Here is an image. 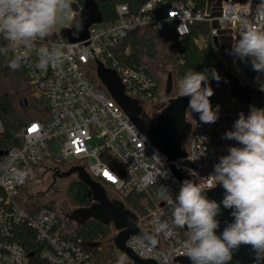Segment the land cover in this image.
<instances>
[{
	"label": "built area",
	"instance_id": "2783aa9c",
	"mask_svg": "<svg viewBox=\"0 0 264 264\" xmlns=\"http://www.w3.org/2000/svg\"><path fill=\"white\" fill-rule=\"evenodd\" d=\"M70 2L71 6H78L75 0ZM78 9H72L69 17L58 23L49 36L36 42L37 47L63 46L61 64L41 71L34 67L37 61L34 52L29 63L24 64L33 95L45 99L46 106L40 119L30 120L21 128V141L10 146L0 160V264H31V252L15 238L19 227L33 231L39 257L50 264H99L82 249L78 240L64 237V232L77 226L66 218L68 212L63 213L53 201L38 203L34 198L26 202L21 199L26 182L37 168L43 167V172L52 174L53 178L56 172L71 165L82 166L112 198L124 202L131 193L144 194L153 208L142 216L135 212L137 224L158 234L159 242L155 246L134 234L127 238L126 245L138 256L153 259L157 264H180L175 257L186 256L181 245L188 238L182 232L188 234V231L174 224L163 195L165 189L175 198L181 186L169 165L187 180L200 182L203 189L214 187L215 180L210 177L214 165L228 154L229 147H240L235 140L225 139L224 134L233 130L240 113L247 116L256 107L227 92L211 105L213 110L219 105L215 123H202L199 114L187 107L185 118L190 130L181 142L185 156L169 161L128 118L98 77L93 83L83 68L93 63L96 66L98 60L114 69L125 93L137 99L143 109L159 97L160 86L143 68H134L118 57L128 53V46L123 50L118 48L119 41L128 33L145 26L158 30L172 26L177 35H183L189 23L198 20L216 22L210 30L213 36L220 29L230 27L235 38L245 20L264 31V19L257 18L252 4L249 8V0H223L219 14L214 17H208L188 0H147L136 13H129L125 3L115 5L116 18L112 23L91 24L85 39L69 41L61 30L67 28L77 37L72 22ZM5 42L7 47L8 41ZM245 83L261 90L264 74L254 71L251 80ZM60 163L66 164L62 167ZM42 176L33 179L38 183ZM49 202L52 207L46 205ZM158 221L168 223L167 235L156 231ZM69 222L74 225L68 226ZM115 232L112 229L111 235ZM89 246L93 248L92 244ZM110 260L117 262L115 253Z\"/></svg>",
	"mask_w": 264,
	"mask_h": 264
},
{
	"label": "clouds",
	"instance_id": "9594fccd",
	"mask_svg": "<svg viewBox=\"0 0 264 264\" xmlns=\"http://www.w3.org/2000/svg\"><path fill=\"white\" fill-rule=\"evenodd\" d=\"M71 11L70 0H0V35L8 41L7 47H0V54L7 57L9 51L15 52L8 66L18 70L29 63L34 52L35 68L47 71L50 66L58 67L64 57L63 46L37 47L36 42L49 36ZM255 14L264 19V0L256 6ZM238 35L231 54L241 60L251 58L253 70L264 74V31L245 20ZM211 76L220 79L215 69ZM208 80L206 71L189 70L180 81L178 95L190 98L187 107L199 114L202 123H215L219 105L213 110L210 104L214 93ZM224 138L235 140L240 147H229L228 154L214 165L210 177L225 190L219 204L206 197L200 182L185 180L175 198L162 189L174 224L188 230L181 247L192 264H229L242 245L249 246L258 261L264 260V109L252 108L247 116L240 113ZM221 205L231 209L233 221L217 235ZM156 231L167 235L168 223L158 221Z\"/></svg>",
	"mask_w": 264,
	"mask_h": 264
},
{
	"label": "trees",
	"instance_id": "16d2710c",
	"mask_svg": "<svg viewBox=\"0 0 264 264\" xmlns=\"http://www.w3.org/2000/svg\"><path fill=\"white\" fill-rule=\"evenodd\" d=\"M77 5L82 6L83 0H75ZM102 15L103 23H112L116 18L115 5L125 3L129 13H136L147 0H95ZM194 6L203 11L206 0H188ZM219 1V0H218ZM261 0H252V10ZM78 13L75 14L72 25L73 34L77 33ZM75 23V24H74ZM215 23L208 21L193 20L188 25V30L183 35H177L172 26H166L158 30L152 26H145L136 31H132L119 41L118 48L123 50L129 47L128 53L120 54L118 57L126 64L137 68H143L156 83L159 82L154 68L150 62L157 57V41H161L167 49L165 59L171 65L172 79L179 82L189 71L205 72L211 76V70L219 74L230 66L231 71L244 82H249L254 70L251 58L239 57L231 54L232 46L235 45L239 36L229 39L232 44L229 48L223 49L218 34V47H215L210 30ZM227 40V39H226ZM5 39L0 36V47H5ZM15 53L9 51L7 57L0 54V99L1 111L0 121L2 131L0 132V160L5 151L12 145L21 141V128L30 120L40 119L45 113V99L33 95L28 83L27 73L24 64L18 70H12L8 62ZM229 92L225 85L220 88V95L223 97ZM160 96V95H158ZM64 167L65 163H60ZM64 195L72 206H84L90 203V189L86 184L78 180L74 175L68 178ZM127 207L136 212L139 216L148 213L153 204L144 194L131 193L124 198ZM52 207V204L46 203ZM112 228L97 220H89L80 226H76L72 231L64 232V237L71 240H78L82 249L89 252L91 257L99 264H105L111 257L114 250L113 244L109 241ZM183 237L188 238V234L182 232ZM17 241L31 252V264H50L38 255L37 243L35 242L33 231L25 227H19L15 236ZM106 239V240H105ZM104 240V241H103ZM99 242L98 249L89 245ZM105 242V243H104Z\"/></svg>",
	"mask_w": 264,
	"mask_h": 264
},
{
	"label": "water",
	"instance_id": "95a60500",
	"mask_svg": "<svg viewBox=\"0 0 264 264\" xmlns=\"http://www.w3.org/2000/svg\"><path fill=\"white\" fill-rule=\"evenodd\" d=\"M102 20L96 1L83 0L78 12L77 37H73L67 28H63L61 32L69 41L82 40L88 35V27L91 24L100 23ZM212 40L215 47H218V36L214 35ZM95 72L110 96L157 150L164 154L169 161L185 156V150L181 142L190 130V125L185 118L190 98L172 95L171 72H167L163 90L165 105L158 111L155 121L146 114L137 99L125 93L123 84L114 69L104 66L102 62L97 60ZM218 75L220 77L219 81L212 78L209 81V86L214 93L209 98L211 105L218 100L220 88L226 85L229 92L241 102L251 107L264 109V91L249 86L231 71L229 65ZM185 162L190 165L188 161ZM169 167L181 184L187 180L171 163ZM56 174L65 178L74 175L90 189V203L74 207L66 214L68 220L74 221L77 226L89 220H97L109 225L116 232L108 239L113 244L115 251L124 257L123 264H157L153 259L138 256L126 245L129 236L138 234L143 241L156 246L159 242V236L153 231L141 229L137 224L136 213L127 207L121 199L110 197L105 187L100 182L92 179L82 166L71 165L61 173ZM203 190L208 199L215 200L218 204L225 194V190L219 183L214 187ZM230 213L231 209H225L221 205L220 214L216 217L219 221V228L215 230L217 235H220L224 227L233 221ZM183 229L188 231L186 226ZM175 260L180 264H192L187 256H177ZM252 263L264 264V260L258 261L250 247L245 245L233 252L232 259L229 262V264Z\"/></svg>",
	"mask_w": 264,
	"mask_h": 264
},
{
	"label": "rangeland",
	"instance_id": "374dc122",
	"mask_svg": "<svg viewBox=\"0 0 264 264\" xmlns=\"http://www.w3.org/2000/svg\"><path fill=\"white\" fill-rule=\"evenodd\" d=\"M73 5L76 9H78L79 5L78 6H76L75 4H73ZM217 6L218 5L216 4L215 7H217ZM74 7L71 6V9H75ZM78 10H80V9H78ZM63 21H65V20H63ZM218 34L220 35V42H221L222 48L223 49L229 48L232 44L231 43L232 40L230 42H228V40L233 39V37H232L233 29L230 27L220 29L218 31ZM166 52H167V49L164 48V45L161 43V41L160 40L157 41V57L153 61L150 62V65L156 71L155 73L159 79L160 96L157 97L156 99H154L151 102V104L148 105V107L143 108V110L146 111V114L148 113L149 115L148 114L147 115L150 116L153 121H155V118L157 116L158 111L165 105V102L163 100V90L165 87V80H166L167 72L172 73L171 65L165 59ZM83 69H84L86 76L93 83H95L97 80V76H96V72H95V64L94 63L89 64L88 66H85ZM171 92H172L173 96L178 95V92H179V82H177L176 80L174 81V79H172V91ZM43 171H44V168L40 167L31 173V176L28 179V181L26 182L25 187H24V191H23L24 194H23V197L21 198L22 201L26 202L27 200H30V198L36 199V201L38 203L46 202V201H53V203L55 205H58V207L61 208V211L63 213L66 209H68L67 212L69 213L74 208V206L69 204L68 201L66 200V197L64 195L65 186H64V188L62 187V189H64V190L61 189V191L58 194H55V193L53 194L51 192V190H47V184L49 182V174L47 172L44 173ZM40 175H43L42 180H39L38 183H36V181L33 178L38 177ZM63 184L65 185V183H63ZM73 225L70 222L68 224V226H70V227ZM110 236H111V234H110ZM92 246L94 248L98 249L100 246V243L95 242L92 244ZM114 253L118 257L119 253L115 252V250H113V251H111V255H110L111 257L110 258H112ZM110 258L108 259L109 264H120V263L123 264L124 257H122V260L120 262L110 260Z\"/></svg>",
	"mask_w": 264,
	"mask_h": 264
},
{
	"label": "flooded vegetation",
	"instance_id": "af4514ba",
	"mask_svg": "<svg viewBox=\"0 0 264 264\" xmlns=\"http://www.w3.org/2000/svg\"><path fill=\"white\" fill-rule=\"evenodd\" d=\"M158 77V76H157ZM159 80V79H158ZM159 84V82H158ZM160 86V84H159ZM165 102V101H164ZM57 173V172H56ZM55 173V174H56ZM61 173V172H60ZM51 176V179H49V182H48V186H47V190H51V192L54 194H58L62 187L64 188V186L66 187V184H67V180H68V177H59L57 174L55 175V177L52 178V174L49 175V178ZM65 183V185L63 184ZM52 184V185H51ZM65 189V188H64ZM62 189V190H64ZM68 209H66L64 212L66 213ZM122 255H119L117 257V261H121L122 260Z\"/></svg>",
	"mask_w": 264,
	"mask_h": 264
},
{
	"label": "crops",
	"instance_id": "0c3cea01",
	"mask_svg": "<svg viewBox=\"0 0 264 264\" xmlns=\"http://www.w3.org/2000/svg\"><path fill=\"white\" fill-rule=\"evenodd\" d=\"M222 1L223 0H219V1L218 0H206V5L203 11L206 13L208 17H214L218 15L220 12ZM237 1H242V0H237ZM216 4L218 5L217 7H215ZM211 22L215 23L214 26H216L215 21H211ZM107 264H109V262H107Z\"/></svg>",
	"mask_w": 264,
	"mask_h": 264
}]
</instances>
